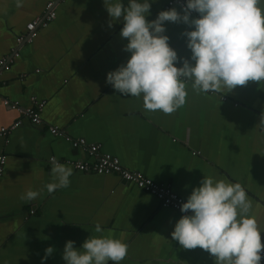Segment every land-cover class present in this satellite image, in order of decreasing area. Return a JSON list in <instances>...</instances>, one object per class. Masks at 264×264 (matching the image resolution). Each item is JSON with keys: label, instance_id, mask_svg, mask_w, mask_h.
Returning <instances> with one entry per match:
<instances>
[{"label": "crops", "instance_id": "obj_1", "mask_svg": "<svg viewBox=\"0 0 264 264\" xmlns=\"http://www.w3.org/2000/svg\"><path fill=\"white\" fill-rule=\"evenodd\" d=\"M49 1L23 0L17 8L15 0H0V59L18 47L16 39L28 23L44 18ZM149 2L146 21L166 10L167 0ZM121 3L128 6V0ZM259 7L264 9V2ZM55 12L0 76V127L19 122L0 138V155L6 157L0 177V264H41L48 247L54 251L44 264H64L66 241L79 249L88 237L100 235L127 245L119 264H215L207 251L184 249L171 238L181 216L162 208L154 196L116 175L76 170L72 164L93 159L64 137L97 145L126 170L184 200L203 176L239 183L252 202L249 214L264 245V132L257 127L264 114V81H248L223 95L198 93L189 81L182 107L171 114L147 111L140 97L121 95L106 83V74L130 56L123 50L127 38L120 36L123 18L113 20L103 0H68L56 3ZM163 27L177 53L174 66L180 67L179 59L191 54L181 33L192 29L170 22ZM34 102H44L37 126L24 114L36 109ZM50 127L64 137L51 135ZM52 156L73 171L68 187L48 193L45 185L54 182ZM28 189L39 195L21 199Z\"/></svg>", "mask_w": 264, "mask_h": 264}, {"label": "clouds", "instance_id": "obj_2", "mask_svg": "<svg viewBox=\"0 0 264 264\" xmlns=\"http://www.w3.org/2000/svg\"><path fill=\"white\" fill-rule=\"evenodd\" d=\"M264 0H185L178 13L175 8L160 11L146 21L149 0H103L108 15L123 18L120 31L127 38L126 63L106 74V83L124 96L140 97L147 111L171 114L186 102V82L202 94L222 93L248 81H264ZM22 7L23 0H15ZM199 18H191V12ZM182 13V14H181ZM164 22L183 23L191 28L186 38L190 56L179 59L164 35ZM111 26V25H109ZM264 132V114L257 125ZM54 182L47 192L68 187L72 168L49 157ZM38 190L28 189L21 196L33 200ZM252 202L239 183L203 176L180 205L182 215L174 224L171 238L184 249L200 248L215 257V264H260L261 230L249 214ZM95 231L100 233L99 224ZM74 241L63 247L64 264H119L127 255V245L110 235L88 237L79 249ZM54 249L48 247L41 264Z\"/></svg>", "mask_w": 264, "mask_h": 264}, {"label": "built area", "instance_id": "obj_3", "mask_svg": "<svg viewBox=\"0 0 264 264\" xmlns=\"http://www.w3.org/2000/svg\"><path fill=\"white\" fill-rule=\"evenodd\" d=\"M68 0H51L45 6V16L41 19H34L28 23L25 27V33L20 35L16 39V45L18 46L12 51L10 55H7L0 59V76L2 73L10 71L15 59H18L19 48L22 44L31 43L37 36V29L46 28L49 23L56 18L55 5L60 2H67ZM185 5V0H167L165 4V9L168 10L172 7H177L180 11ZM191 16L199 18L196 12H191ZM4 106L11 110L21 111L16 103H10L8 101L3 102ZM36 109H27L24 114L29 118L32 125H40L39 112L44 107V102L35 103ZM19 126V122H16L11 127H0V138H5L10 131H13ZM49 133L54 136L64 137L63 133L55 127L49 128ZM65 140L74 149L85 150L87 154L92 157V163H74L72 166L80 172H92L96 175H116L125 183L135 186L137 189L143 191L144 193L154 196L160 203L161 207L164 209H171L178 215H187L190 212L181 213L180 205L186 200L180 198L176 194L172 193L169 188L157 184L152 180L144 177L139 172L128 171L123 168L117 158H114L108 154H102L99 152V147L97 145H90L86 143L84 139H71L69 137H64ZM6 163V157L0 155V177L2 176L4 166ZM32 211L30 214L32 215ZM260 264H264V249L261 251V261Z\"/></svg>", "mask_w": 264, "mask_h": 264}]
</instances>
